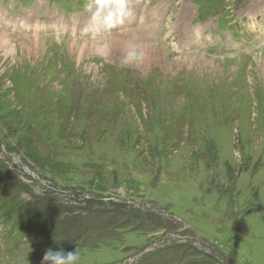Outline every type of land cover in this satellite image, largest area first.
<instances>
[{
  "label": "rangeland",
  "instance_id": "374dc122",
  "mask_svg": "<svg viewBox=\"0 0 264 264\" xmlns=\"http://www.w3.org/2000/svg\"><path fill=\"white\" fill-rule=\"evenodd\" d=\"M48 247L264 264V0H0V264Z\"/></svg>",
  "mask_w": 264,
  "mask_h": 264
},
{
  "label": "clouds",
  "instance_id": "9594fccd",
  "mask_svg": "<svg viewBox=\"0 0 264 264\" xmlns=\"http://www.w3.org/2000/svg\"><path fill=\"white\" fill-rule=\"evenodd\" d=\"M134 58L129 54L127 59ZM61 240L53 239V243L59 245ZM81 253L76 247L71 251H65L63 247H48L45 249L40 264H80Z\"/></svg>",
  "mask_w": 264,
  "mask_h": 264
},
{
  "label": "bare ground",
  "instance_id": "6f19581e",
  "mask_svg": "<svg viewBox=\"0 0 264 264\" xmlns=\"http://www.w3.org/2000/svg\"><path fill=\"white\" fill-rule=\"evenodd\" d=\"M123 5V4H122ZM128 5V4H127ZM186 7V6H185ZM128 9V8H127ZM118 12V13H117ZM119 12H122L124 13L125 10L124 9H120L118 11H116L115 13L120 15L121 13ZM134 31V30H133ZM127 32V31H126ZM130 33V32H129ZM137 33V32H136ZM123 34H124V31H123ZM127 36H132V37H128V41L127 42H124V41H121L122 44L125 46L126 50L128 51V53H132V54H136L135 56H138L139 58L143 59V58H147L149 55H156L158 53V48L157 47H150L149 45H146V47H139V46H136V42L134 41V37L136 35H132L131 33L130 34H127ZM120 38V37H119ZM121 39V38H120ZM119 39V40H120ZM127 40V39H126ZM120 45V44H119ZM155 46V45H154ZM122 47V46H121ZM123 48V47H122ZM157 49V50H156ZM125 50V49H124ZM123 51V50H122ZM159 51H161L159 49ZM188 60V59H187ZM210 60V59H209Z\"/></svg>",
  "mask_w": 264,
  "mask_h": 264
},
{
  "label": "trees",
  "instance_id": "16d2710c",
  "mask_svg": "<svg viewBox=\"0 0 264 264\" xmlns=\"http://www.w3.org/2000/svg\"><path fill=\"white\" fill-rule=\"evenodd\" d=\"M43 219H45L46 220V218H43ZM44 220V221H45ZM42 221H41V219H40V223H41ZM39 230L42 232V233H44V234H50V233H53L54 231L53 230H50L49 228L50 227H48L47 228V225H45V223H41V225L39 226ZM39 232V231H38ZM58 232H59V229H58Z\"/></svg>",
  "mask_w": 264,
  "mask_h": 264
}]
</instances>
